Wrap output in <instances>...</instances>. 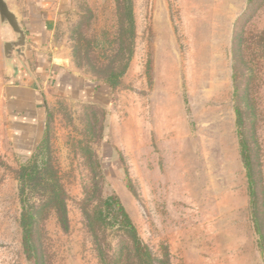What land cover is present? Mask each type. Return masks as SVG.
I'll list each match as a JSON object with an SVG mask.
<instances>
[{
    "label": "rangeland",
    "instance_id": "1",
    "mask_svg": "<svg viewBox=\"0 0 264 264\" xmlns=\"http://www.w3.org/2000/svg\"><path fill=\"white\" fill-rule=\"evenodd\" d=\"M132 2L133 54L112 89L103 65L119 51L115 0H65L42 42L25 31L28 71L7 67L2 42L13 35L0 25V264H31L16 173L43 131L68 217L67 230L51 210L39 223L45 264H99L84 211L97 214L112 193L142 242L158 259L167 253L168 264H263L231 95L232 26L246 0ZM263 28L264 7L246 31ZM250 63L249 129L264 195V50ZM55 64L67 69L54 74ZM99 229L112 252L123 236L110 214Z\"/></svg>",
    "mask_w": 264,
    "mask_h": 264
},
{
    "label": "trees",
    "instance_id": "2",
    "mask_svg": "<svg viewBox=\"0 0 264 264\" xmlns=\"http://www.w3.org/2000/svg\"><path fill=\"white\" fill-rule=\"evenodd\" d=\"M115 5L118 17L119 51L107 64L103 65L109 69L103 83L111 89L119 83L120 77L127 70L133 54L135 37L132 0H115ZM262 7H264V0H246L244 10L233 22L230 41V77L235 133L247 182L249 214L256 248L264 264V195L256 172L249 129V117L253 111V69L250 61L260 56L261 49L264 50V28L257 33L246 31V24L256 10ZM248 50H250L251 60L247 55ZM115 58L119 60L117 65H114ZM183 101L187 106L186 97ZM47 148L48 143L43 131L35 152L16 173L21 243L25 258L31 264H45L39 238V223L48 211H53L63 230L68 229L66 192ZM106 210L107 213H105ZM84 213L89 230L92 232L99 264H168L167 253L164 259H158L142 242L129 214L115 194H108L103 199L102 209L97 210V214L90 215L87 211ZM109 214L123 236L122 241L112 252L108 243L104 241L105 235L100 236L97 233L100 226L103 228L106 225Z\"/></svg>",
    "mask_w": 264,
    "mask_h": 264
},
{
    "label": "crops",
    "instance_id": "3",
    "mask_svg": "<svg viewBox=\"0 0 264 264\" xmlns=\"http://www.w3.org/2000/svg\"><path fill=\"white\" fill-rule=\"evenodd\" d=\"M65 0H14V9L19 12L22 20V25L26 33L33 36L32 39L40 43L42 42L43 34L48 33L50 29L55 27L59 13L63 11ZM66 66L55 64L54 74L65 72ZM32 78V77H31ZM35 82L38 89L37 82ZM38 97L41 99L42 95L38 92ZM39 101V100H38ZM43 103V100H42Z\"/></svg>",
    "mask_w": 264,
    "mask_h": 264
},
{
    "label": "water",
    "instance_id": "4",
    "mask_svg": "<svg viewBox=\"0 0 264 264\" xmlns=\"http://www.w3.org/2000/svg\"><path fill=\"white\" fill-rule=\"evenodd\" d=\"M0 25L9 27L12 32V39L2 42V53L7 67L13 71L24 67L26 33L20 22L18 12L9 4V0H0Z\"/></svg>",
    "mask_w": 264,
    "mask_h": 264
}]
</instances>
